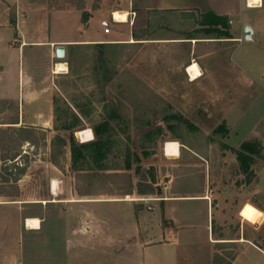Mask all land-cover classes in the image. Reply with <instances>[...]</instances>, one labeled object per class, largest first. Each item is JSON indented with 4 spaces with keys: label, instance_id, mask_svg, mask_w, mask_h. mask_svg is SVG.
Segmentation results:
<instances>
[{
    "label": "rangeland",
    "instance_id": "obj_1",
    "mask_svg": "<svg viewBox=\"0 0 264 264\" xmlns=\"http://www.w3.org/2000/svg\"><path fill=\"white\" fill-rule=\"evenodd\" d=\"M83 3L84 12L132 11L138 5L134 0H0V183L11 194L0 195V264L21 259L23 264H264V8H245L242 21L232 16L239 39L225 49L209 45L215 53L199 56L208 72L196 81L185 71L182 50L146 45L134 36L135 24L116 26L109 14L108 39L122 41H108L114 43L108 58L115 73L104 86L94 72L95 47H74L70 72L51 73L49 44L32 42L105 35L99 12L85 24L83 11L57 10ZM247 24L254 29L251 40L245 38ZM23 40L27 43L20 45ZM67 59L68 53L59 60ZM67 104L68 114L80 118L77 127L111 124L101 141L82 149L91 159L84 164L102 168L96 189L208 193L210 205L203 197L143 206L126 200L90 203L102 241L78 243L79 218L58 217L50 206L45 211L31 202L48 198L53 139L60 134L71 143V131L63 128ZM111 111L115 117H108ZM19 113L21 125L6 124ZM155 115L154 123H146ZM165 138L181 143L179 157L164 154ZM244 141L261 147L251 155L252 172L239 160ZM65 159L58 162L63 166ZM18 165L25 166L23 173ZM113 168L120 172L109 171ZM20 173L24 176L15 181ZM17 197L25 201L11 202ZM39 209L51 234L35 238L20 226L26 214Z\"/></svg>",
    "mask_w": 264,
    "mask_h": 264
},
{
    "label": "crops",
    "instance_id": "obj_2",
    "mask_svg": "<svg viewBox=\"0 0 264 264\" xmlns=\"http://www.w3.org/2000/svg\"><path fill=\"white\" fill-rule=\"evenodd\" d=\"M134 2L138 3V5L135 9L129 11L127 21H131L133 24H135L134 27L138 28L139 30L146 29V38H144L146 39V45H150L152 43L151 45L155 46L158 44L160 48L164 47L166 50H182L181 55L186 57V63L184 64L185 71L189 75L190 81L199 80L208 72V67L202 64V62L199 60V56L202 57L215 53V50L211 49L209 45L217 43L218 49H225V46L228 45L230 41L239 39V36L233 34L232 32L234 17H238V19L242 21L243 10L245 8H264V0H261L259 3L253 6L250 5L248 0H134ZM70 9L83 11V9L78 7L57 8V10L60 11ZM96 12L100 13L99 16L104 24L108 23L106 18L107 15H113V11L108 12L103 9L96 8L95 10L90 12L89 18L84 23L87 24L90 18L93 17L94 13ZM114 21L116 23V26H118L119 23L127 22H119L116 20ZM104 32L105 35H103L102 37H60L49 39L48 41L37 40L32 42L49 44L50 55L52 58L51 73H69V63L64 60H59V58H57L55 55L56 45L65 44L68 53L69 44L73 43L122 41L119 38L108 39L109 37L107 36V34H110L112 32V29L109 32H106L104 28ZM24 43H27V41L23 40L20 45H23ZM59 61L67 63L66 70H63L62 72L56 71V65ZM193 62H197L202 71V75H200L196 79H192L187 70L188 65ZM23 120L24 114L22 117V114L19 113L18 117L14 121H7L6 124L14 123L15 126H19L21 125L18 124L19 121L22 122ZM1 126H3L2 123H0V127ZM90 128L92 129L94 134L93 138L83 141V138L79 134V131L75 133L77 135H75L76 138L80 139L81 142H91L92 140H95L94 129L92 127ZM165 143L163 146L164 154L166 153ZM181 147L182 146L180 143L179 155H165L168 157H179L181 155ZM67 148L68 151L66 153L65 165L59 166L54 161L48 159V164L51 165L50 167H52L50 169L52 175L50 176V190L46 195V197L48 196V198L35 199L31 202L39 205L42 209H45V211H47L48 207L50 206V208L57 211L58 217L68 215L69 218L72 217L71 220L74 221L79 218L78 228L75 230L76 234H81V237L77 241L78 243H81L82 241L97 239L100 240V242L102 241L101 228L97 227L98 217L96 215H92V211L90 212L87 208V204L90 203H96L103 200H126L129 202H133L136 205L143 206L146 205L144 203L149 204L151 201H162L164 203H168L184 198L194 197L206 198L209 202V205L211 203V197L208 193L189 194L179 193L174 190L171 194L168 193L161 195L154 194L152 193V191H146V189H144L138 192L126 190L124 191V193L119 194L111 190H98L95 188V184L100 180H96V173H98V169L101 170L102 168L100 166H96L97 164L95 165L91 163H83V161L91 162V159L88 158L89 155H87V152L85 153V155L82 154L80 156L77 167H74L72 160L71 143H68ZM98 164L101 165V163L99 162ZM90 168L92 169L89 170ZM109 171H111L112 173L120 172V170L115 168ZM23 176H21V178ZM21 178L19 180H21ZM143 178H146L145 173L143 174ZM109 184H111V182ZM12 200H15L11 201L15 203L25 201L20 200L19 197ZM79 209L81 210V212ZM76 210H79L80 213L75 212ZM39 211L40 209L34 214H26L25 216L27 219L25 220L24 224L20 226V230L32 233L35 238H38L42 233H46L48 234L47 236H50L49 234L51 233L49 231L45 232L44 230L46 216L42 214L45 213H41ZM29 218H38L40 220V223L38 225L31 226L28 224ZM54 231V233H58L56 230ZM53 237L54 236H52V239ZM19 264H23L22 259L20 260Z\"/></svg>",
    "mask_w": 264,
    "mask_h": 264
},
{
    "label": "trees",
    "instance_id": "obj_3",
    "mask_svg": "<svg viewBox=\"0 0 264 264\" xmlns=\"http://www.w3.org/2000/svg\"><path fill=\"white\" fill-rule=\"evenodd\" d=\"M74 5V4H73ZM78 8L81 9H85V5L80 4V6H78ZM90 12L88 10H83V20L84 22L87 21V19L89 18ZM134 36H136L137 39H142V38H146V29L144 30H136L134 32ZM114 43L111 42H95V43H73V44H69V49H68V54H69V59H67L70 67H71V55L73 53V48L74 47H81L83 45H87L88 47H95L97 49V51H95L94 56L95 59L99 62H97V65H95L94 67V72H96V75L98 77V81L104 85V86H110L112 81H113V77H114V69L110 64V59L108 58L109 55V49L111 46H113ZM112 102H115V99L112 98L111 99ZM115 104V103H114ZM67 109L64 111L68 112L72 111L71 106L69 104H67ZM78 107L85 112L84 108L82 107V105L78 104ZM87 112V111H86ZM66 114V115H67ZM108 117H115L114 113L111 111L108 114ZM65 123L63 125V128L66 130H70L71 134H70V139H71V148H72V152H73V166L77 167V163H78V156L77 155H84V152H82V149L84 150V148L86 146H89L90 144H96L97 142L101 141L104 138L103 132L106 130H111V124H109V121H103L101 124L96 125L94 127H92L94 129L95 132V140H92L91 142H79L75 136V133L77 131H80L84 128H86V126H82V127H77L78 121L80 120L79 116L77 113L72 112V115L70 116L69 114L65 117ZM157 118V116H153L151 119L147 120L146 123H154L155 119ZM11 127V126H10ZM22 130V128H21ZM31 136H25L24 141H28V142H32L33 140H31ZM174 140V138H165V142L168 140ZM52 146L55 154L53 155L52 160L58 164L59 166H62L59 162H58V158L60 156H62L64 159L66 158V152H67V145H68V140L66 138V136L64 135H58L56 136L53 141H52ZM259 144L257 142L254 141H244L241 145V149L239 150L238 154H239V160L241 162V166L243 167L244 171L246 172H252L253 169L250 168L251 167V163H252V157L251 155L253 153H257L260 152L261 147L259 149ZM99 151V150H98ZM20 155V152L15 153V160L17 161V156ZM22 156V155H21ZM9 157L6 155L5 159H8ZM19 166V165H18ZM20 171L23 173L24 170L26 169L25 166H19ZM21 173L19 176H17L15 178V181L19 180L21 178ZM9 181V179H8ZM7 184H3L0 183V195H11L8 190H5V188H7L8 186H6ZM10 185V187L14 188L15 186H13L14 184H8Z\"/></svg>",
    "mask_w": 264,
    "mask_h": 264
},
{
    "label": "bare ground",
    "instance_id": "obj_4",
    "mask_svg": "<svg viewBox=\"0 0 264 264\" xmlns=\"http://www.w3.org/2000/svg\"><path fill=\"white\" fill-rule=\"evenodd\" d=\"M261 0H249L250 5H255L259 3ZM114 18L116 21L123 22L128 20L129 11L128 10H115L113 12ZM67 69V63L63 61H59L56 65V71L62 72L63 70ZM187 70L192 79L198 78L202 75V71L197 62L190 63L187 67ZM79 134L82 136L83 141L89 140L93 138V131L90 127L82 129L79 131ZM78 134V135H79ZM80 136V137H81ZM165 154L168 156H177L180 154V143L177 140H168L165 143ZM40 220L38 218H29L28 224L31 226L38 225Z\"/></svg>",
    "mask_w": 264,
    "mask_h": 264
},
{
    "label": "water",
    "instance_id": "obj_5",
    "mask_svg": "<svg viewBox=\"0 0 264 264\" xmlns=\"http://www.w3.org/2000/svg\"><path fill=\"white\" fill-rule=\"evenodd\" d=\"M245 38L251 40L253 38L254 29L251 25L245 26ZM55 55L59 59H64L67 56V49L65 44H57L55 47Z\"/></svg>",
    "mask_w": 264,
    "mask_h": 264
},
{
    "label": "built area",
    "instance_id": "obj_6",
    "mask_svg": "<svg viewBox=\"0 0 264 264\" xmlns=\"http://www.w3.org/2000/svg\"><path fill=\"white\" fill-rule=\"evenodd\" d=\"M113 19L115 20L114 15H113ZM110 30H111L110 25H109V23H107L106 26H105V31L109 32Z\"/></svg>",
    "mask_w": 264,
    "mask_h": 264
}]
</instances>
